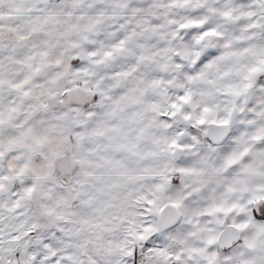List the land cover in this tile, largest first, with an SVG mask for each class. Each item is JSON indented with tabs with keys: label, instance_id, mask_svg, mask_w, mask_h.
<instances>
[{
	"label": "clouds",
	"instance_id": "1",
	"mask_svg": "<svg viewBox=\"0 0 264 264\" xmlns=\"http://www.w3.org/2000/svg\"><path fill=\"white\" fill-rule=\"evenodd\" d=\"M261 205L264 0H0V264H264Z\"/></svg>",
	"mask_w": 264,
	"mask_h": 264
},
{
	"label": "snow or ice",
	"instance_id": "2",
	"mask_svg": "<svg viewBox=\"0 0 264 264\" xmlns=\"http://www.w3.org/2000/svg\"><path fill=\"white\" fill-rule=\"evenodd\" d=\"M93 99H95V96L93 97ZM253 215L256 216L257 218H264V205H261L257 209H254ZM225 251H227V249H225Z\"/></svg>",
	"mask_w": 264,
	"mask_h": 264
}]
</instances>
